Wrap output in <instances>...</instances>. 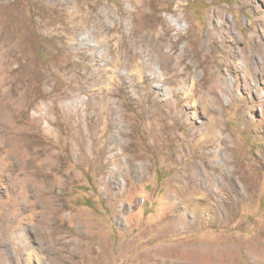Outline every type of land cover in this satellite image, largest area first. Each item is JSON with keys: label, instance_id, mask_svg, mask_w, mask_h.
Instances as JSON below:
<instances>
[{"label": "rangeland", "instance_id": "1", "mask_svg": "<svg viewBox=\"0 0 264 264\" xmlns=\"http://www.w3.org/2000/svg\"><path fill=\"white\" fill-rule=\"evenodd\" d=\"M0 264H264V0H0Z\"/></svg>", "mask_w": 264, "mask_h": 264}, {"label": "bare ground", "instance_id": "2", "mask_svg": "<svg viewBox=\"0 0 264 264\" xmlns=\"http://www.w3.org/2000/svg\"><path fill=\"white\" fill-rule=\"evenodd\" d=\"M169 89V88H168ZM155 110V109H154ZM216 127H218V126H216V125H214V124H210V126H209V128H210V133L211 134H213V133H215V135H216ZM224 135V134H223ZM209 138V137H208ZM206 142H204V143H202L201 144V146H202V148L203 149H205L207 146H206V144H205ZM221 151H220V148L219 149H217L214 153V155H217V156H219L218 154L220 153ZM182 162V161H181ZM181 162H179V163H181ZM189 165H192V163H190V164H187L186 165V167H188ZM193 167V166H192ZM237 173V170L236 169H234V174H231L230 176H231V178L233 177V175H235ZM226 184H228V183H226ZM188 185L189 186H191V183L190 182H188ZM225 185V184H224ZM216 186V185H215ZM178 187L181 189V190H187L188 189V186L186 185V184H182V182H180L179 184H178ZM203 196H205V195H203ZM206 198V196L204 197V199ZM186 200L187 201H189L190 203L189 204H186V207H185V212L181 215L182 217V219H183V221H187V218H188V213L190 212V211H192V209H191V205L193 206V205H195V204H191V197L188 195V196H186ZM194 211V210H193ZM202 213H204L203 211H202ZM215 217L214 216H212V219H214Z\"/></svg>", "mask_w": 264, "mask_h": 264}]
</instances>
